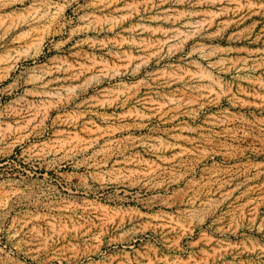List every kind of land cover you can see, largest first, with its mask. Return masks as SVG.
<instances>
[{
  "label": "rangeland",
  "instance_id": "obj_1",
  "mask_svg": "<svg viewBox=\"0 0 264 264\" xmlns=\"http://www.w3.org/2000/svg\"><path fill=\"white\" fill-rule=\"evenodd\" d=\"M0 264H264V0H0Z\"/></svg>",
  "mask_w": 264,
  "mask_h": 264
}]
</instances>
